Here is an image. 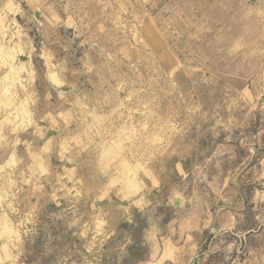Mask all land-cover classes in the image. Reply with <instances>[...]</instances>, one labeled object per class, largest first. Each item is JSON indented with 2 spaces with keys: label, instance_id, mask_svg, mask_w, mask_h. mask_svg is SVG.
<instances>
[{
  "label": "rangeland",
  "instance_id": "1",
  "mask_svg": "<svg viewBox=\"0 0 264 264\" xmlns=\"http://www.w3.org/2000/svg\"><path fill=\"white\" fill-rule=\"evenodd\" d=\"M0 264H264V0H0Z\"/></svg>",
  "mask_w": 264,
  "mask_h": 264
}]
</instances>
